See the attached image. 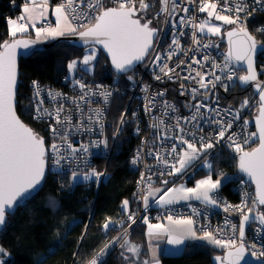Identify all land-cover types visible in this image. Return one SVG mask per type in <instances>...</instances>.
I'll return each mask as SVG.
<instances>
[{"label": "built area", "instance_id": "1", "mask_svg": "<svg viewBox=\"0 0 264 264\" xmlns=\"http://www.w3.org/2000/svg\"><path fill=\"white\" fill-rule=\"evenodd\" d=\"M64 2L65 0H48L51 7ZM77 2L79 3V0ZM87 2L88 0H84V4L75 14L69 9V20L74 26L82 23V20L76 19L77 16L83 17L89 14ZM92 2L96 3L98 0H92ZM99 2H102L105 8L118 6L117 0H99ZM145 2L149 4V7L153 3H155L154 7L157 6L155 17L160 21V29L146 61L141 68L133 72L134 81L125 86L114 83L104 84L78 74L61 77L58 85L41 84L38 81H33L30 85L32 118L34 122L42 126L41 138L47 148L46 159L49 175L62 171L72 173L73 170L78 174H85L94 168L103 175L99 182L96 179L89 180L86 183V189L94 187L98 190L109 177L108 165L120 146V137L126 126L134 139L128 167L138 173L135 193L132 199H126L128 201L127 210L122 207L117 219L112 220L116 223V227L109 231L103 228L105 245L110 244L111 246L99 259L98 264H115V256L123 239L127 238L131 231L145 219L148 223L163 222L168 219V216H172L173 219H192L198 233L211 232L222 243L235 240L239 244L238 228L242 220V213L239 209L243 208L244 212H247L248 208H253L250 214L263 213L254 186L241 176L231 184V191L238 195V203H231L221 197L217 191L213 197L220 201L221 208L202 202L178 203L159 208L152 205L145 206L143 197L148 195L151 184L159 178L171 176L167 174L171 171V165L176 162L178 155H181L182 148L186 147L178 143L176 140L178 135H183V138L189 141L195 139L196 146L200 147L202 137L203 142H208L216 136L220 128V125L210 122V119L232 121V127L226 130L225 139L218 144L214 143V147L208 150L206 156L218 150L228 152L238 159L240 154L229 147V144L235 140L244 151H251L252 146L258 143L254 124L245 123V121L254 118L260 107L259 100L255 99L253 104L248 103L246 108L239 113L240 119L233 120V116L238 113L237 110L233 106L224 104L220 99L221 96L226 97L229 91L238 84L240 71L236 69L234 62L228 60L226 46L218 45L217 40L201 35L199 29L194 28V25L202 23L205 14L199 11L200 4L214 3L218 0H168L167 11H162L161 0H145ZM174 2L176 7L175 11H172ZM230 2L234 6V0ZM246 2L249 5L248 11L251 13L245 21L248 26L251 19L264 15V7L254 5L253 0H246ZM135 3L139 8V0H135ZM220 3L222 4V0ZM183 8H187L188 12L185 13ZM253 8L256 10L253 11ZM144 12L141 11L140 15ZM91 14L95 15L96 12L93 11ZM226 14L234 15V13ZM241 16L243 17L244 14L241 13ZM17 18L19 17L12 19ZM181 20L183 23L180 22ZM52 24V21L47 20L43 26L51 27ZM233 27L236 26L233 25ZM193 36L199 43L193 40ZM173 39L178 41V45L172 44ZM205 44L209 47H204ZM170 52L172 53L171 59L168 58ZM157 55L161 57L159 63L154 62ZM193 58L200 63L191 64ZM189 64L191 68L187 67ZM165 65L167 66L165 71L169 72L168 75L161 71ZM222 68L234 73L232 81L224 79L225 72ZM196 72H201L205 76V83L214 80V76L211 75L213 73L221 76V81L216 82L215 88L209 84L208 89H204L198 83L199 77L183 79L184 76H189V73L191 77H195ZM258 73L259 75L264 73L263 66ZM157 76L160 79H157ZM76 81L86 84L87 88L82 91ZM222 84L228 85L227 91L221 86ZM181 85L184 87L182 88ZM193 89L196 90L195 94ZM212 90H214V95L208 101L199 99L192 103L194 95L195 98L206 96ZM182 91L184 95H181ZM104 93H110L106 100ZM117 100L120 102L121 112L115 119L114 107ZM197 101L208 105V108L200 109L201 114L194 122L185 123L186 119L190 120L196 113ZM38 108L40 111H37ZM97 112H99V117ZM217 112L219 116L216 115ZM229 112L232 115H229ZM45 113H50V115ZM57 114L60 123H57ZM98 119L99 123L96 122ZM178 121L179 126L185 129L182 134L177 127ZM52 128H56L55 134ZM191 133H195V137ZM253 133L255 135H252ZM164 137L167 138L164 139ZM102 141H106V144L101 143ZM53 143L58 145L59 152L64 157L60 166L55 164V154L51 150ZM174 143L177 144V154L171 153V145ZM69 145L80 150L73 153ZM81 145L87 146L88 151L84 152ZM133 160H136L135 164ZM161 173L164 174L161 175ZM71 187L75 189V186ZM129 214L134 215L135 223L128 219ZM259 226L257 223L252 224L247 230L244 244L249 253V246L253 243L258 248L264 246V234L258 236L256 233V228ZM117 237L120 239L113 244L112 241ZM105 245L85 264H89L93 258H96Z\"/></svg>", "mask_w": 264, "mask_h": 264}, {"label": "snow or ice", "instance_id": "2", "mask_svg": "<svg viewBox=\"0 0 264 264\" xmlns=\"http://www.w3.org/2000/svg\"><path fill=\"white\" fill-rule=\"evenodd\" d=\"M162 11H167L168 0H161ZM84 4V0H65L64 3L57 5L54 8V13L56 16V27H42L35 29L36 40L39 41L42 38L48 37H58L68 33H79L81 39H91L93 43L102 45L108 55L111 57V63L114 66L116 72L118 73H129L133 71L135 62L142 61L148 52V49L152 46V40L155 33L154 28H150L149 25L151 21L141 22L142 17L140 16L141 11H146L149 8V4L145 0H139V8L136 7L135 0H117V7L105 8L102 2L93 3L92 0H88L87 8L89 14L83 17L77 16L76 19L82 20L79 26H74L69 20V9L73 14L80 9L81 5ZM254 5H261L264 7V0H253ZM49 4L48 0H43V2L37 5L36 0H28L23 4V15L17 19L9 18L7 20L9 27V33L12 37L11 43L5 42L0 51V225L5 223V216L7 210H12L15 205L19 203L20 200L24 199L26 196H31L34 191H38L37 186L40 185L41 180L45 172V154L46 150L44 147V141L42 138L37 136L30 128L26 127L17 117L14 109V99L15 90L17 85V63H16V49L18 47L28 48L30 41L28 39H17V34L27 33L29 26L35 27V21L37 15L39 17H44V10H47ZM175 2L173 3L172 11H175ZM249 5L246 0H234V6L230 0H220L214 3H201L199 6L200 12H207L208 17L214 18L217 21H222L227 25H235V30L228 31L227 36L229 37L230 44L235 45V50L230 47L228 52V60L235 59L236 61H246L248 68L247 74L241 75L239 80L243 84H248L249 82L256 81L257 75L253 69L252 54L257 48V40L252 35L246 25V18L251 13L248 11ZM37 8L42 9L37 14ZM219 9V10H218ZM185 13L188 12L187 8L182 9ZM256 9L253 8V11ZM95 11L96 14L91 13ZM226 13H234V15H229ZM241 13L244 16H241ZM183 23V20L180 21ZM205 23H200L194 25V28H198L201 33L205 30ZM85 29V30H79ZM258 32L264 33V28L257 29ZM207 32L212 35H218L220 33V28L217 26L208 25ZM183 35V33H181ZM232 37H238V39L233 42ZM193 40L196 43L199 41L193 36ZM173 45H178V41L173 39ZM204 47H209L205 44ZM172 53L170 52L168 58L171 59ZM96 59L95 50H91L88 55H85L80 63L86 66V70L91 72L93 70L92 61ZM161 57L157 55L154 62L159 63ZM207 59V57H205ZM77 61L73 60L68 64L69 71L76 69ZM200 61L195 58L192 59L191 64H199ZM191 64L187 65L191 68ZM165 65L161 68V71L165 75L169 72L165 71ZM179 67V65H178ZM174 71V70H171ZM225 72L224 79L228 81L233 80L234 73L227 71L222 68ZM214 76V80H209L205 83V76L201 72H196L195 77L184 76L183 79H195L199 77L198 83L201 88L208 89L209 84L212 88L216 87V82L221 81V76L211 74ZM160 79L159 76L156 77ZM171 78V77H169ZM128 79H132L129 75ZM35 83V82H34ZM80 85L81 90L87 88V85L76 81ZM225 91H227L228 85L222 84ZM183 88L184 85H181ZM256 89L259 93V101L262 104L260 109V119L257 121L259 125V147L253 148L251 151H244L243 148L232 140L229 147L233 148L235 152L239 153V167L242 172L248 174L253 180H255L257 185V199L260 205H264V87L259 83L256 85ZM195 89L193 93L195 94ZM38 94V93H37ZM185 93L182 91L181 95ZM110 95V93H104L105 100ZM162 95V93H161ZM214 95V94H213ZM84 99V97H81ZM195 95L193 96V99ZM42 103V101H41ZM248 101L245 100L241 107H246ZM63 106H61L62 108ZM147 107V106H146ZM196 113L193 114L192 118L186 119L185 123H192L196 120V117L200 115V109L208 108V105L197 101L195 104ZM151 111V109H147ZM175 109L173 108V111ZM211 111V109H209ZM37 111H40L38 108ZM59 112V110H58ZM50 115V113H45ZM232 115L231 112L228 113ZM219 116V113H216ZM99 117V112H97ZM240 119L239 113L233 116V120ZM99 123V119L96 121ZM210 122H215L220 125V128L213 139L208 142H203L204 138H201L200 147H196L195 139L192 141L185 140L183 135H178L176 140L180 144L186 145V149H182V155H178V159L175 163L171 165V171L168 175H176L184 171L192 161L199 158L202 153H206L207 150L214 147V143L218 144L221 140L225 139L226 130L232 127V121L225 122L222 119L211 120ZM57 123H60L59 115L57 114ZM247 123V121H245ZM177 127L179 132L184 133L185 129L179 126V121L177 122ZM56 128H52V132L56 133ZM195 137V133H191ZM252 135H255L253 133ZM167 137H164L166 139ZM231 139V137H229ZM214 140V142H213ZM105 143L106 141H102ZM72 152H78L80 149L72 147L69 145ZM84 152L88 151L87 146L81 145ZM51 150L55 154V164L60 166V162L64 157L59 152V147L57 144L53 143L51 145ZM171 153L177 154V144L171 145ZM159 159V157H157ZM134 164L136 160L132 161ZM178 165V166H177ZM204 167L211 169L212 163L208 160L203 162ZM164 173H161L163 175ZM77 171H72V179L75 183L77 179ZM103 175L102 172H97L94 168L90 172H86L82 179L87 181L95 177L96 181L99 182L100 177ZM143 179V176H142ZM163 184H168L169 181H162ZM220 185V181H213L210 177L205 179H200L196 182L194 188H170L164 192V195L160 196L156 202L158 204H171L173 199H165L164 196H168L171 193L181 192L183 195L180 199L188 200L194 198L196 200H203L207 204L215 205L216 200L209 195L210 192L217 189ZM156 191H160L157 189ZM152 191L148 192V195L143 197L145 206L148 204L149 196H152ZM123 209L127 210L128 201L125 200L122 205ZM227 210V209H225ZM239 211L242 213V220L239 224L238 232L240 243L237 244L235 240L228 241L227 244H223L220 239L213 236L211 232H203L202 235H197V232L191 227L194 223L192 219H173L172 216H168V220L173 225H186L189 226L186 233L182 230L180 235L173 238L171 233H169V244H180L183 241L184 235H188L194 239L207 240L212 244L218 246L232 247L235 251L228 252V264H240V261L244 259V254L246 251V246L244 244L245 237V226L252 220V222L259 223V227L256 228L257 235L264 234V213H259L256 217H251L249 214L252 213L253 208H248L247 212H244L243 208ZM128 219L135 223V218L133 214H129ZM144 223L148 224L149 235H159L160 232L164 231L162 224H149L147 219ZM116 223L110 218L106 219L103 228L105 231L114 229ZM129 227L131 225L129 224ZM156 229L157 232L152 230ZM120 237H117L112 241L116 243ZM110 244H106L103 249L97 254L96 258H93L89 264H98L101 257L106 254L107 249ZM121 247H126V250L132 252L133 255L138 253L136 246H129V241L125 238L121 244ZM249 250L252 257H255L259 264H264V246L257 247L255 243L249 246ZM0 255H8V253L0 247ZM125 259H129L125 257ZM219 260L220 258L217 257ZM0 264H4V261L0 259ZM144 264H149L145 261Z\"/></svg>", "mask_w": 264, "mask_h": 264}, {"label": "trees", "instance_id": "3", "mask_svg": "<svg viewBox=\"0 0 264 264\" xmlns=\"http://www.w3.org/2000/svg\"><path fill=\"white\" fill-rule=\"evenodd\" d=\"M25 1L0 0V45L12 40L7 20L19 17L20 8ZM154 5L155 3L140 16L142 20L151 21V25L159 30L160 21L155 17L157 6ZM262 26H264V15H258L249 21L247 29L258 43L264 44V33L257 31ZM20 37L34 38L30 32L18 33L16 38ZM220 40L217 39L218 42ZM83 53L84 49L68 42H61L48 51L35 52L31 57L20 60L17 112L40 137L42 126L32 118L31 83L38 81L41 84L58 85L61 77L78 75L80 67H77L78 71L70 72L67 66L73 60L81 58ZM262 66L264 69V56L259 55L258 70ZM130 74L134 75V73ZM241 75H244L243 71H240ZM81 76L104 84L114 83L125 86L131 82L127 78L128 75L122 76L113 72L104 55L99 57L92 72L86 71ZM260 78L264 82V73L260 74ZM220 99L224 104L243 111L246 107H241V102L257 98L251 89H241L239 84H236L226 97L221 96ZM119 104L117 100L114 107L115 119L121 112ZM133 143L134 139L126 126L120 137V146L108 165L109 177L98 190L94 187L87 190L88 181L75 184L70 172L50 173L39 194L18 208L14 215L8 217L6 227L0 234V247L10 256L5 259L6 256L0 255L2 260L5 259L4 263L85 264L91 259L106 243L103 234L106 219H117L122 211L123 202L134 196L138 173L128 167ZM257 145L258 143L254 144L252 149ZM209 156L213 161V179L227 178L223 186L218 189L221 197L231 203H238V195L231 191V184L240 177L237 158L228 152L218 150ZM193 168L195 166L188 172ZM164 178L154 181L150 189L153 186L163 188ZM176 182L178 179L170 182L163 190L166 191ZM190 184H193V181H190ZM71 186H75V189L73 190ZM126 239L129 241V246L137 247L138 253L133 255L126 250V247H120L115 256V264H144L149 257L146 223H139ZM226 249L223 246L188 243L181 255H161L159 264H215L214 257L223 256Z\"/></svg>", "mask_w": 264, "mask_h": 264}, {"label": "water", "instance_id": "4", "mask_svg": "<svg viewBox=\"0 0 264 264\" xmlns=\"http://www.w3.org/2000/svg\"><path fill=\"white\" fill-rule=\"evenodd\" d=\"M141 22L144 23L143 20H141ZM149 27L150 28H154L156 30L155 33H154V36H153L152 46L148 49V52H147V54L145 55V57H144V59L142 61L135 62L133 71H131L129 73H118V72H116L114 66L111 63V57L108 55L107 51L105 49H103L102 45L93 43L90 38L87 39V40L81 39L80 36H79V33H73V34H66V35H63V36H58L57 38H55L51 42L37 41L36 38H31V37H20V38H17V39H28L31 42L28 48L18 47L16 49L17 85H16V90H15L14 109H15V113H16L18 119L26 127L30 128L33 131V129L30 126H28L20 118V116H19V114L17 112V105H18L17 93H18V89H19L20 60L21 59L29 58L35 52H45V51H48L51 48H53L55 45H57L58 43H61V42H68V43H70V44H72L75 47L80 48V49H86L88 47L95 46V47H98L99 50L101 51L102 55H104L108 59V61L110 63V66H111L113 72H115L118 75L126 76V75H128L130 73H133L135 70L141 68L142 65L144 64V62L146 61L148 55L150 54L151 50L153 49V46H154L155 40H156V38L158 36L159 30L156 27H153L151 24L149 25ZM233 30H235V28L228 29L225 32V34H224V38L221 39L218 42V45L223 44L224 46H226L227 55H228V52H229L230 47L233 49V51L235 50L234 43L233 44H230L229 37L227 36V32L228 31H233ZM231 39H232L233 42H235L238 39V37H232ZM11 41L12 40L8 41V43H11ZM2 50H3L2 47H0V51H2ZM263 53H264V44H261V43H258L257 42V48H256L255 52L252 54L253 69H254V71H255V73L257 75V80L256 81L249 82L248 84H243L240 80L238 82L239 87L241 89H245V88L251 89L253 91L255 97L258 100H259V93H258V91L256 89V85H257V83H259L262 87H264V82L262 81V79L260 78V75L258 73V69H257V58H258L259 55H262ZM231 61L235 63V67H236L237 70L243 71L244 72V75L247 74L248 65H247V62L246 61H236L234 58L231 59ZM213 93H214V90H212L209 95H206V96H198V97H196V98L193 99L192 103H194L196 100H199V99H204L205 101H208L212 97ZM261 107H262V104L260 102V107H259V109L257 111V114L253 118L254 130H255L256 135L258 137V145L256 147H259V125L257 124V121L260 119V109H261ZM36 135L39 136L38 134H36ZM44 147H45V150H46V154H45V172H44V176H43V178L41 180L40 185L37 186L38 191H34L31 196H26L24 199L20 200L19 203L17 205H15L12 210H7L6 211L5 223L3 225H0V234H1V232H3V230L6 227V224H7V221H8V217L10 215H14L15 212L18 210V208H20L21 206H23L26 202L30 201L34 196H36L37 194H39V192L43 189L44 184H45V181H46L47 177L49 176L48 164H47V159H46V157H47V148H46V144L45 143H44ZM237 167H238V174L241 177L246 178L254 186L255 191H256V195H257V185H256V182L251 177H249L247 173L241 171V169L239 167V158L237 159ZM261 206L264 207V205H261ZM249 215L251 217H256L258 214H249ZM256 223L259 224L258 221L257 222H252V220H250L246 224V226H245V237H244V240L246 239L248 228L252 224H256ZM229 251H235V249L231 247V248H227L224 251L223 257H224V262L226 264H228L227 257H228V252ZM240 264H259V261H257L255 257H252L251 256V253H249V251L246 248V251H245V254H244V259H242L240 261Z\"/></svg>", "mask_w": 264, "mask_h": 264}, {"label": "rangeland", "instance_id": "5", "mask_svg": "<svg viewBox=\"0 0 264 264\" xmlns=\"http://www.w3.org/2000/svg\"><path fill=\"white\" fill-rule=\"evenodd\" d=\"M202 23H205L206 26H205V30H204V32H203V33L200 32V34L203 35V36L211 37V38H213V39H215V40H217V39H221V38H224V34H225V32H226L228 29L233 28V25H227V24H224L222 21H217V20H215V19H210V18L208 17V15H206V16L204 17ZM208 25H212V26H217V27H219V28H220V33H219L218 35H212V34L208 33V32H207V26H208ZM56 38H57V37H56ZM49 39H50V38H49ZM54 39H55V38H54ZM54 39H52V41H53ZM46 40H48V38H44V40L41 39V40H39V41H42V42H51V41H46ZM50 40H51V39H50ZM93 49L95 50V53H96V59H95L94 61H92V66H93V69H94V66H95L96 62H97V60L99 59V57L102 55V53H101V51L99 50L98 47L91 46V47H88V48L84 49V53H83L82 57L76 60L78 63H77L76 69H74L73 71H76V70H77V67H80L79 74H81V75H84V74H85V72L87 71V70H86V66L83 65L82 63H80L79 61H81V60L83 59V57H84L85 55H88L89 52H90L91 50H93ZM262 55L264 56V53H263ZM73 71H71V72H73ZM77 71H78V70H77ZM92 71H93V70H92ZM92 71H91V72H92ZM88 72H89V71H88ZM129 75L132 76V79H131V80L128 79V80H130V81H134V80H135L134 75H132V74H128V76H129ZM127 78H128V77H127ZM254 102H255V99H252V100L248 101V103H251V104H253ZM242 104H243V103L241 102V105H242ZM237 112L240 113L241 111L237 110ZM247 122H248V123H253V118H250ZM196 147H197V146H196ZM197 148H199V147H197ZM182 149H186V147H183ZM207 152H208V150H207ZM207 152H206V153H202V154L199 156L198 159L192 161L191 164H190V165H189L184 171H182V172H180V173H177L176 175L167 176L166 178L162 179V181L167 180V181H169V183H170V182H173V181H175V180L178 179V182L174 183V184L170 187V188H177V189H180V188H194V187L196 186V182H197L198 180H200V179H205V178H208V177H210L213 181H216V180L213 179V161H212V158H211L210 156H206ZM181 155H182V151H181ZM205 160H208L210 163H212V168H211V169L204 167L203 162H204ZM177 166H178V165H177ZM194 166H195V168H193L191 171L188 172V170H189L191 167H194ZM90 171H91V170H90ZM90 171H89V172H90ZM96 171H97V170H96ZM83 175H84V174H78V175H77V179H76V181H75V184H76V183H85V182L89 181V180H87V181L83 180V179H82ZM243 178H244V177H243ZM92 179H95V177H93ZM92 179H91V180H92ZM179 179H180V180H179ZM245 179H246V178H245ZM226 180H227V178L222 179V180H219V181H220V185L218 186L217 189H215V190H213L212 192H210L209 195H210L211 197H213V194H214L215 192H217L218 189H220V188L223 186V184H224V182H225ZM190 181H193V184H190ZM169 183H168V184H169ZM168 184H163V183H162L163 188H166V187L168 186ZM170 188H168V189H170ZM182 195H183V193H181V192H176V193H171V194L168 195V196H164V198H165V199H169V198L173 199V203H181V202H182V203H186V202H202V203H205L203 200H196V199H194V198H190V199H188V200L180 199V197H181ZM213 198H214V197H213ZM215 200H216V199H215ZM216 202H217V203H216L215 205H213V204H208V205H210V206H212V207H216V208H221V203H220V201H219V200H216ZM173 203H171V204H173ZM206 204H207V203H206ZM158 205L161 206V204H158ZM166 205H168V204H166ZM156 208H158V207H156ZM262 212L264 213V209L262 210ZM243 242H244V241H243ZM223 244H227V243H223ZM223 247H225V246H223ZM226 248H231V247L228 246V247H226ZM181 254H182V253H180V254H178V255H181ZM168 256H177V255H168ZM9 257H10V256H9V254H8V255H6V258H5V259H7V258H9ZM217 257H219L220 259L218 260ZM0 259H2V256H0ZM5 259H3V261H4ZM214 263H215V264H226V263L224 262V257H223V256H215V257H214ZM4 264H5V263H4Z\"/></svg>", "mask_w": 264, "mask_h": 264}, {"label": "crops", "instance_id": "6", "mask_svg": "<svg viewBox=\"0 0 264 264\" xmlns=\"http://www.w3.org/2000/svg\"><path fill=\"white\" fill-rule=\"evenodd\" d=\"M25 2H28V0H26ZM43 2V0H36L37 5L41 4ZM54 8L55 7H51L48 6L47 10H44V17H39L37 15V19L35 21V27H29V30L27 33H31L34 38H36L35 35V29L36 28H42L43 23L47 20H50L53 22L51 27H56V16L54 13ZM42 9L37 8V14L41 11ZM23 5L20 8V13H19V17L21 15H23ZM208 15L207 12H205L204 17ZM214 19V18H211ZM203 22V21H202ZM65 34H69L68 32H66ZM51 40H50V39ZM56 38V37H55ZM52 37H48V40L46 41H52ZM42 40H44V38H42ZM157 189H159L160 191H156ZM150 191H152L153 195L149 196V200H148V204L147 206H154L156 207H162L165 206L166 204H163L161 206L158 205V203L156 202V200L164 195L165 190H163V188L161 187H157V186H153ZM182 203V202H181ZM173 204H178V203H173ZM173 204H168V205H173ZM149 224H162L164 227V231L160 232L159 235H153L150 236L149 235V228H148V224H146V234H147V244H148V252H149V257H148V261L149 264H159V259L161 255H178L180 253H183L185 246L188 243H197V244H207V245H211L214 247H219L218 245L212 244L207 240H203V239H194L188 235H184L183 237V241L180 244H169L168 240H169V233H171V235L173 236V238H176L180 235L181 231L183 230L186 233V230L189 226L186 225H173L169 222L168 219H166L163 222H159V223H149ZM193 228V230H196L195 224L193 223V225L191 226ZM154 233L157 232L158 230L153 229L152 230ZM197 235L199 236L200 234L197 232Z\"/></svg>", "mask_w": 264, "mask_h": 264}, {"label": "flooded vegetation", "instance_id": "7", "mask_svg": "<svg viewBox=\"0 0 264 264\" xmlns=\"http://www.w3.org/2000/svg\"><path fill=\"white\" fill-rule=\"evenodd\" d=\"M143 21H144V22H146V21H147V19H143ZM83 30H84V29H83ZM77 33H78V32H77ZM222 39H223V38H222ZM257 69H258V67H257Z\"/></svg>", "mask_w": 264, "mask_h": 264}, {"label": "clouds", "instance_id": "8", "mask_svg": "<svg viewBox=\"0 0 264 264\" xmlns=\"http://www.w3.org/2000/svg\"><path fill=\"white\" fill-rule=\"evenodd\" d=\"M233 28H235V27H233ZM231 29V28H230ZM222 39V38H221Z\"/></svg>", "mask_w": 264, "mask_h": 264}]
</instances>
